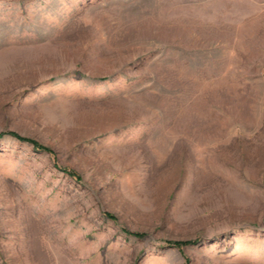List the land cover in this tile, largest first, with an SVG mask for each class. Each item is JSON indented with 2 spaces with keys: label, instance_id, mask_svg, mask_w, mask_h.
I'll return each mask as SVG.
<instances>
[{
  "label": "rangeland",
  "instance_id": "1",
  "mask_svg": "<svg viewBox=\"0 0 264 264\" xmlns=\"http://www.w3.org/2000/svg\"><path fill=\"white\" fill-rule=\"evenodd\" d=\"M6 132L0 264H264V0H0Z\"/></svg>",
  "mask_w": 264,
  "mask_h": 264
},
{
  "label": "trees",
  "instance_id": "2",
  "mask_svg": "<svg viewBox=\"0 0 264 264\" xmlns=\"http://www.w3.org/2000/svg\"><path fill=\"white\" fill-rule=\"evenodd\" d=\"M5 135L13 136V137H15V138H17V139H19L21 141L30 142L31 144L35 145L36 147L41 148V146L38 143H36L35 141H32V140L26 139L24 137H21L20 135H18L15 132H6V133H1L0 134V136H5ZM126 233H128L131 236L136 237V238H141V237L144 236L141 233H137V232L131 233V232L126 231ZM173 244H175L176 246H182V245H188V244H190V242H188V241L187 242H173Z\"/></svg>",
  "mask_w": 264,
  "mask_h": 264
}]
</instances>
